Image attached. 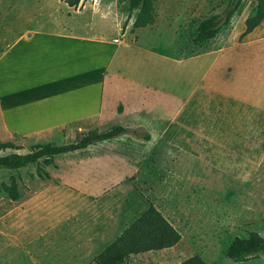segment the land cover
I'll use <instances>...</instances> for the list:
<instances>
[{
    "label": "rangeland",
    "instance_id": "374dc122",
    "mask_svg": "<svg viewBox=\"0 0 264 264\" xmlns=\"http://www.w3.org/2000/svg\"><path fill=\"white\" fill-rule=\"evenodd\" d=\"M231 1L156 0L154 22L135 27L138 10L126 0L75 6L65 0H0V50L32 30L95 29L120 39L126 33L125 41L167 56L133 47L122 71L161 91L147 87L139 113L115 98L108 119L96 127L123 125L139 136L126 133L59 154L47 166L39 161L0 169V264H95V255L149 203L181 238L124 264H176L194 254L208 264H264L262 253L251 263L225 254L235 237L249 231L264 237V39L240 37L242 17L256 1L242 0L215 37L193 42L198 23L224 16ZM82 132L0 135L20 147L0 155L30 152L45 142L65 144ZM105 154L116 158L98 160ZM38 167L48 176H39ZM12 179L17 200L2 188Z\"/></svg>",
    "mask_w": 264,
    "mask_h": 264
},
{
    "label": "crops",
    "instance_id": "0c3cea01",
    "mask_svg": "<svg viewBox=\"0 0 264 264\" xmlns=\"http://www.w3.org/2000/svg\"><path fill=\"white\" fill-rule=\"evenodd\" d=\"M249 15L242 17L244 24ZM251 37L264 39V19L245 39ZM123 38L95 29L32 30L18 35L0 50V135H34L61 128L98 130L117 97L139 113L146 88L157 92L161 88L122 71L129 51L134 47L159 58L167 56ZM102 158L116 157L105 154L97 159Z\"/></svg>",
    "mask_w": 264,
    "mask_h": 264
},
{
    "label": "trees",
    "instance_id": "16d2710c",
    "mask_svg": "<svg viewBox=\"0 0 264 264\" xmlns=\"http://www.w3.org/2000/svg\"><path fill=\"white\" fill-rule=\"evenodd\" d=\"M80 1L65 0L69 6H75ZM131 10H138L134 19L135 27H143L154 22L153 7L156 0H126ZM242 0H232L224 16L213 14L202 19L193 38L194 43H202L212 39L223 25L230 24L234 13L238 10ZM264 19V0H257L253 12L245 19V28L240 37H244L258 26ZM126 133L139 136L135 128L113 125L105 130L91 129L80 135L72 142L53 144L45 142L33 145V150L26 153L12 152L0 155V169L17 170L31 163L42 161L44 165L53 163V158L59 154H66L87 148L90 144L116 138ZM143 139L149 140L150 135L143 133ZM12 141L0 140V151L6 149H19ZM39 176H48L41 167L37 168ZM3 190L12 200L20 198L17 184L12 179L11 184L2 183ZM181 238L177 229L152 204L140 212L116 237L108 242L94 257L95 264H124L132 255L142 252L156 251L170 248L177 244ZM264 254V237L257 231H249L246 237H235L226 249V256L234 262H245L259 254ZM177 264H207L199 255L194 254Z\"/></svg>",
    "mask_w": 264,
    "mask_h": 264
}]
</instances>
